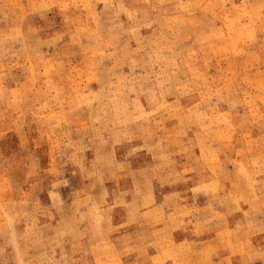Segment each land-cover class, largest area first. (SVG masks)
Returning <instances> with one entry per match:
<instances>
[{"label":"rangeland","instance_id":"rangeland-1","mask_svg":"<svg viewBox=\"0 0 264 264\" xmlns=\"http://www.w3.org/2000/svg\"><path fill=\"white\" fill-rule=\"evenodd\" d=\"M0 264H264V0H0Z\"/></svg>","mask_w":264,"mask_h":264}]
</instances>
